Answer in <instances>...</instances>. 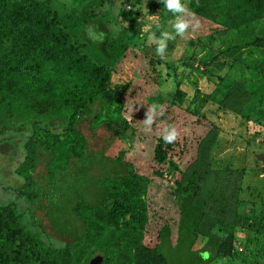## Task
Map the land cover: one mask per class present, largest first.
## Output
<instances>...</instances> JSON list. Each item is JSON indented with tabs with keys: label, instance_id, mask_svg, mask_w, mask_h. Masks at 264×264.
I'll list each match as a JSON object with an SVG mask.
<instances>
[{
	"label": "trees",
	"instance_id": "obj_1",
	"mask_svg": "<svg viewBox=\"0 0 264 264\" xmlns=\"http://www.w3.org/2000/svg\"><path fill=\"white\" fill-rule=\"evenodd\" d=\"M89 1L0 0V137L6 140L7 133L24 132L28 123L30 134L19 135L24 155L20 173L18 168L16 172L25 189L18 187V197L34 205L28 213L40 228L36 210L45 200L43 209L51 228L62 239L56 248L49 243L50 252L43 254L36 238L19 223L23 214L3 208L0 264H89L97 253L103 254V264H210L230 255L236 228L250 225L248 218L256 203L249 204L240 196L245 168L215 166V152L221 147L217 140L221 126L216 120L222 118L220 112H229L248 122L256 107V118L264 117V38H252L264 19V0H188L193 15L225 28L222 32L228 39L224 50L207 51L208 41L197 37L204 53L195 60L187 57L183 66L188 73L195 72L199 70L197 62L205 66L230 58L227 64L233 70L231 76L217 78L215 88L198 109L191 108L199 92L195 86L191 98L176 86L172 97L163 96L167 80L157 72L163 62L155 54L145 53L148 68L152 66L153 77H158L153 79L156 94L148 92L152 85L147 82L151 75L147 70L141 71L145 80L133 90L128 85L117 91L109 89L110 69L74 39L88 23ZM121 15L125 20L130 16L131 24L122 27L106 20L111 32L106 53L113 61H119L134 40L128 37L135 32L136 16L130 10ZM235 37L239 38L236 44ZM125 97H132L138 107L125 106ZM152 104H158L163 115L146 131L151 142L156 140L154 178L149 180L140 177L124 156L134 144L136 117L142 121ZM26 114L37 118L13 122ZM81 118L109 130L110 147L126 141L131 146L119 149L116 157L108 154L109 149L88 153L87 141L76 128ZM169 124L179 135L173 143L164 144L161 129ZM39 161L44 162L41 171L37 170ZM97 164L101 175L93 173ZM116 182H120L117 191L110 185ZM92 184L98 206L87 197L91 195L85 185ZM208 186L210 204L203 199ZM148 187L157 197L172 201L175 223H164L156 231L151 225L146 229ZM261 204L264 209V195ZM233 213L230 222L227 217ZM263 220L257 224L263 231L256 230L245 245L249 250L259 249L262 257ZM148 234H155L151 246L144 242ZM200 238L206 240L203 247L194 249ZM127 247L129 257L124 253ZM205 251L207 259L202 255ZM112 254L117 256L110 259Z\"/></svg>",
	"mask_w": 264,
	"mask_h": 264
},
{
	"label": "rangeland",
	"instance_id": "obj_2",
	"mask_svg": "<svg viewBox=\"0 0 264 264\" xmlns=\"http://www.w3.org/2000/svg\"><path fill=\"white\" fill-rule=\"evenodd\" d=\"M56 1L60 3V1L69 2L70 0ZM136 1L138 0H129V2H127V0H90L86 5V8L91 10L90 16H88V23L81 27L76 33L77 38H74V34H72L74 39L85 44L87 52L89 51V54L94 59L97 61L101 60L105 63V66L110 69L111 75L107 86L109 89L116 91L120 88L123 89L126 85H128L129 90L138 87V84L145 80L142 79L141 71H150L152 69V66L149 68L147 66L148 58L145 56V53L154 55V46H146L145 41L147 32L155 30L154 22L160 23L161 30L171 31V28L167 24V20L171 18L172 14H166V10L162 8L160 0H139L135 3ZM131 2L134 5H132ZM184 2L187 4L190 13L188 18L192 20L193 23L199 20V25L194 30L190 27L183 36H175L173 40L168 42L164 58L159 57L163 63L158 65L157 71L158 74L167 81H165V90L161 92L159 87L158 90L168 99L172 97V94L175 92L174 87L176 86L182 91L184 90L187 97L191 98L193 87L195 86L199 89V92L195 94L191 108L198 109L203 107L204 100L208 98L207 94L215 88L217 78L219 76H231L230 74L233 70H229L228 68V59L230 58H225L222 62L205 63L206 67L204 64L196 61L199 70H195V72L191 71L188 73V68L185 69L182 62L184 59L190 56V58L195 60L197 56L204 53V46L197 42V37L204 36L205 41H208L205 44L207 51L224 50L225 41H227L228 37L222 32L225 28H218L210 21L196 17L189 9L188 0H184ZM123 10L126 13L130 10V12H133L136 16L135 32L131 33L128 37L131 40L134 38V40L130 41L131 48L125 52L121 59L119 61H113L106 53L107 42L111 34L106 20L110 19L115 21L122 27L127 25V22L131 24L132 21L130 20V16L126 17L125 20L121 15ZM259 25V28L254 29L255 32L252 35L253 39H255V36L264 38V19L259 21ZM157 35H159V32H157ZM210 35L213 37L212 41ZM235 38L236 40L234 41L233 39V42L236 44V42H239V38ZM261 49L264 51V46L261 47ZM239 57L240 51L237 53V58ZM202 69L205 70V73L201 71ZM153 76L154 75L151 73L150 79H147V82L152 85L148 89V92H154V94H156V89L154 91V87H157L153 79L158 77ZM186 104L187 101H185L183 105L185 106ZM132 105L138 107L136 101L132 99V97H125V106ZM139 107L142 109L146 108L143 104H139ZM256 109L257 107L251 114L252 120L248 122L240 121V119L238 120V117L234 113L232 114L229 112L225 115L223 112H220L219 116L222 118L216 120L221 126L217 138L218 141H221V147L218 152H215V157L217 159L214 162L215 166L225 167L228 164H232L233 167L245 168L246 171L240 183V196L248 201L249 204L252 203L254 205L256 203V206L253 209L251 208V215L248 218V224H250L249 226L251 227L244 224L236 228L231 254L217 258L210 264H264V257L258 255L259 249L249 250L245 247L248 240L255 237L256 230L263 231V229H257V224L261 219H264V209L261 204V198L264 195V174L261 173L262 164L258 160V155L264 153V117L262 119L256 118ZM160 117L161 115H157L156 119L159 120ZM28 118H37V116L26 114L21 118H14L13 122L18 124ZM91 122L92 120L81 118L76 124V128L87 141L88 153H106L107 149H109L108 154L116 157L119 149H127L128 146H131L128 144V141H126L125 144H115L110 147L109 144L112 139L110 131L102 124L93 125ZM136 122L138 124H134V144L130 150L127 149L128 151L124 157L127 162H131L136 167V171L139 173L140 177L151 180L154 178L152 171L154 172L156 166L152 158L153 147L156 140L151 142V135L147 134L145 131V126L140 117H136ZM259 122L263 124V126ZM25 127L26 131L24 132L7 133L6 140H3L4 136L0 137V211H2L3 208H13L16 214H23L19 221L20 225L27 234L36 238L40 251L43 254H48L51 250L49 243L52 244V247L56 248V245H60L58 241L62 239L54 233L49 218L45 214L43 206L46 204V201L42 200L43 206L36 210V217L41 223L40 228L32 223L33 218H31V215L28 213L29 208L31 209L34 205L18 197V187L21 185L19 188L22 190L23 188L25 189L21 182L22 178L18 176L16 172V168H18V172L20 171L19 165L22 163L21 161L24 155V146H22V140H20L19 135L23 136L25 133L30 134L28 123L25 124ZM43 165L44 162L39 161L37 170L41 171L44 167ZM95 167L96 170L93 173L101 175V173H99L101 170L100 165L97 164ZM94 180L95 179H93V181ZM119 184L120 182H116L110 185L117 191L119 190ZM85 188L91 195L90 197L87 196L89 201L93 205L98 206L96 202L97 195L94 194V184H92V186L85 185ZM73 191H76V189ZM203 196V199H209V186L205 189ZM217 197L218 195H215V198ZM164 199L157 197V192L153 191V188L151 189V187H148V193L144 199L150 214L146 229L147 226L151 225L154 226V230L156 231L164 223H175L177 215L172 206L173 203L170 200H166V198ZM208 201L207 203L210 204V200ZM28 204L29 207H27ZM234 217L233 213L228 216L227 219L233 222ZM210 219L212 220L211 217ZM262 222H264V220ZM227 226L230 225L227 224ZM46 234H49V236H46ZM154 236L155 234H148L144 242L149 244V246L153 245L156 242ZM205 241V238H200L195 243L194 249L202 248ZM254 241L255 240H253V242ZM262 241H264V239H262ZM124 253L126 257H129L128 247ZM115 257H113L112 254L109 258L113 259Z\"/></svg>",
	"mask_w": 264,
	"mask_h": 264
},
{
	"label": "clouds",
	"instance_id": "obj_3",
	"mask_svg": "<svg viewBox=\"0 0 264 264\" xmlns=\"http://www.w3.org/2000/svg\"><path fill=\"white\" fill-rule=\"evenodd\" d=\"M160 3L162 4V8L166 10V14H172L171 18L167 20V24L171 28V31L161 30L160 23L154 22L155 30L147 32L145 44L146 46H154L155 55L164 58L168 42L173 40L175 36H183L190 27L194 30L198 27L199 20L193 23V21L188 18L190 13L184 0H160ZM157 32H159V35H157ZM131 107L133 108V105ZM157 115H163V112L160 111V106L158 104L148 106L145 118L142 120L145 131L151 129ZM161 132L162 135L160 139L164 144L173 143L179 135L177 128L171 124L165 125L161 129ZM202 255L203 258L207 259L208 254L206 252Z\"/></svg>",
	"mask_w": 264,
	"mask_h": 264
},
{
	"label": "water",
	"instance_id": "obj_4",
	"mask_svg": "<svg viewBox=\"0 0 264 264\" xmlns=\"http://www.w3.org/2000/svg\"><path fill=\"white\" fill-rule=\"evenodd\" d=\"M258 160L261 162V173L264 174V153L258 155ZM89 264H103V254H94L90 260Z\"/></svg>",
	"mask_w": 264,
	"mask_h": 264
}]
</instances>
